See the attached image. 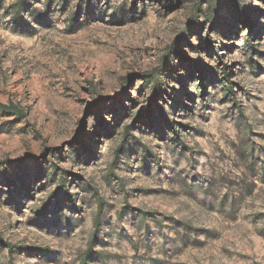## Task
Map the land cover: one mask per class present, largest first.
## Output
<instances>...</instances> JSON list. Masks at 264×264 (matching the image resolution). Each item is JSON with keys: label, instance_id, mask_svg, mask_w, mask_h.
Instances as JSON below:
<instances>
[{"label": "rangeland", "instance_id": "1", "mask_svg": "<svg viewBox=\"0 0 264 264\" xmlns=\"http://www.w3.org/2000/svg\"><path fill=\"white\" fill-rule=\"evenodd\" d=\"M0 241L264 264V0H0Z\"/></svg>", "mask_w": 264, "mask_h": 264}, {"label": "trees", "instance_id": "2", "mask_svg": "<svg viewBox=\"0 0 264 264\" xmlns=\"http://www.w3.org/2000/svg\"><path fill=\"white\" fill-rule=\"evenodd\" d=\"M196 67V65H194ZM2 110L6 113V114H14L17 117H23V112L21 110L15 109L14 107H7V106H1ZM97 229V224H94V230ZM0 245H2L3 247L11 250V246L4 244L0 241Z\"/></svg>", "mask_w": 264, "mask_h": 264}]
</instances>
